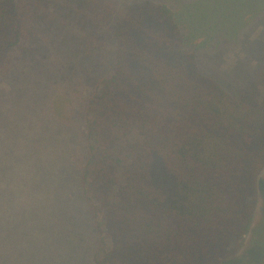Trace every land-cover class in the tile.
Returning a JSON list of instances; mask_svg holds the SVG:
<instances>
[{
	"label": "trees",
	"instance_id": "trees-1",
	"mask_svg": "<svg viewBox=\"0 0 264 264\" xmlns=\"http://www.w3.org/2000/svg\"><path fill=\"white\" fill-rule=\"evenodd\" d=\"M0 1L3 77L44 50L60 67L95 264L232 261L264 180V0Z\"/></svg>",
	"mask_w": 264,
	"mask_h": 264
},
{
	"label": "rangeland",
	"instance_id": "rangeland-1",
	"mask_svg": "<svg viewBox=\"0 0 264 264\" xmlns=\"http://www.w3.org/2000/svg\"><path fill=\"white\" fill-rule=\"evenodd\" d=\"M259 5L251 0L249 9ZM17 65L8 76L26 79L10 84L0 73V264H95L100 242L79 188L84 146L79 133L58 125L49 103V73L60 67L45 50ZM31 72L44 76L34 82ZM56 88L58 97L63 87ZM257 189L253 224L228 264H264V180Z\"/></svg>",
	"mask_w": 264,
	"mask_h": 264
}]
</instances>
